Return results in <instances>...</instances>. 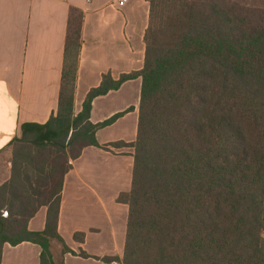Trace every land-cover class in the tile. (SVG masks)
Segmentation results:
<instances>
[{"label": "trees", "instance_id": "1", "mask_svg": "<svg viewBox=\"0 0 264 264\" xmlns=\"http://www.w3.org/2000/svg\"><path fill=\"white\" fill-rule=\"evenodd\" d=\"M143 67L104 73L75 112L83 11L70 9L58 109L24 122L0 185V264L5 244L41 247L57 264L65 175L99 145L94 98L141 77L122 264H264V5L250 0H148ZM47 206L46 227L29 228ZM5 211L7 214L5 215ZM64 244V243H63ZM68 247L64 244V252Z\"/></svg>", "mask_w": 264, "mask_h": 264}, {"label": "crops", "instance_id": "2", "mask_svg": "<svg viewBox=\"0 0 264 264\" xmlns=\"http://www.w3.org/2000/svg\"><path fill=\"white\" fill-rule=\"evenodd\" d=\"M72 7L83 11L76 113L104 73L117 79L143 67L148 0H128L122 7L112 0H0V185L11 175L10 142L20 136L22 123H44L58 109ZM141 83V77L127 80L119 89L93 100L91 120L95 123L124 113L97 130L99 145L86 146L65 175L57 225L63 242L51 239L52 255L58 242L92 255L82 258L66 253V264L71 259L73 264L79 259L116 264L113 256L125 245L129 206L118 201V196L131 188L133 148L113 143L136 138L139 105L133 100L140 98ZM47 210L42 206L30 219L31 230L45 229ZM40 252V245L31 241L7 243L2 264H40ZM104 257H110V262Z\"/></svg>", "mask_w": 264, "mask_h": 264}, {"label": "rangeland", "instance_id": "3", "mask_svg": "<svg viewBox=\"0 0 264 264\" xmlns=\"http://www.w3.org/2000/svg\"><path fill=\"white\" fill-rule=\"evenodd\" d=\"M250 1H258L259 3H262L264 5V0H250ZM139 101H140V98L138 99H134L133 100V104H136L137 106L139 105ZM125 146V145H124ZM125 149H128L127 147H122L121 150H125ZM119 201V200H118ZM5 215L7 214V212L5 211L4 213ZM67 247H68V250L66 252H64V244H63V247L62 245L60 244V242H58L54 247H53V255L56 257L57 259V263L58 264H66L64 262V256L66 253H69L70 255H80L82 258H87V257H92V255H89L86 251L84 250H78L77 251H74L72 250L67 244H65ZM62 249V250H61ZM119 249V252L118 254H116L115 256H113V258H116V264H122V258H123V250H124V247H123V244L121 245V247L118 248ZM69 255V256H70ZM119 255H122V256H119ZM107 256V255H106ZM108 258L110 257H104L103 260H105V262H110V260H108ZM74 263V260L71 259V264ZM76 264H88V263H93V260H83V259H79L77 261H75Z\"/></svg>", "mask_w": 264, "mask_h": 264}, {"label": "built area", "instance_id": "4", "mask_svg": "<svg viewBox=\"0 0 264 264\" xmlns=\"http://www.w3.org/2000/svg\"><path fill=\"white\" fill-rule=\"evenodd\" d=\"M128 0H112L114 4H116L118 7H122L127 3Z\"/></svg>", "mask_w": 264, "mask_h": 264}]
</instances>
